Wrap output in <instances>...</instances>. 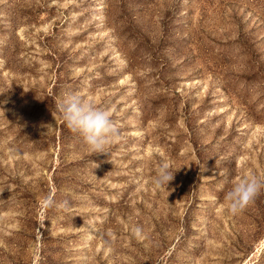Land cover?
<instances>
[{
	"label": "rangeland",
	"instance_id": "374dc122",
	"mask_svg": "<svg viewBox=\"0 0 264 264\" xmlns=\"http://www.w3.org/2000/svg\"><path fill=\"white\" fill-rule=\"evenodd\" d=\"M69 92L111 113L107 152L65 126ZM249 174L264 0H0V264H264V191L225 200Z\"/></svg>",
	"mask_w": 264,
	"mask_h": 264
},
{
	"label": "clouds",
	"instance_id": "9594fccd",
	"mask_svg": "<svg viewBox=\"0 0 264 264\" xmlns=\"http://www.w3.org/2000/svg\"><path fill=\"white\" fill-rule=\"evenodd\" d=\"M57 108L67 129L81 137L91 154L107 152L106 149L120 139L119 127L111 113L94 105L79 93H67L59 100ZM174 172L167 163L162 164L153 178L156 188L166 189L174 178ZM261 191H264V179L257 178L254 174L241 177L225 193L227 211L232 215L244 212L255 202ZM47 202L53 203L51 199Z\"/></svg>",
	"mask_w": 264,
	"mask_h": 264
}]
</instances>
